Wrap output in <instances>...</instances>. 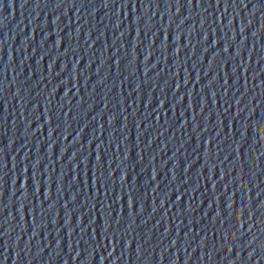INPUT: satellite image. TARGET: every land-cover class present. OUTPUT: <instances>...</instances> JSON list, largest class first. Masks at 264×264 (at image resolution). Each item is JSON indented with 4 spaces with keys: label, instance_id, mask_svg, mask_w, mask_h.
<instances>
[{
    "label": "water",
    "instance_id": "obj_1",
    "mask_svg": "<svg viewBox=\"0 0 264 264\" xmlns=\"http://www.w3.org/2000/svg\"><path fill=\"white\" fill-rule=\"evenodd\" d=\"M0 264H264V0H0Z\"/></svg>",
    "mask_w": 264,
    "mask_h": 264
}]
</instances>
